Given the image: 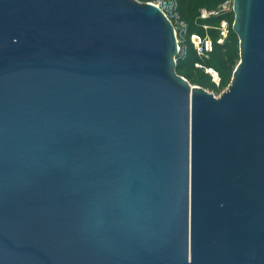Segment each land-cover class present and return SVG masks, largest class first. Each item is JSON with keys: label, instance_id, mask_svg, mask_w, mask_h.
I'll return each mask as SVG.
<instances>
[{"label": "water", "instance_id": "water-1", "mask_svg": "<svg viewBox=\"0 0 264 264\" xmlns=\"http://www.w3.org/2000/svg\"><path fill=\"white\" fill-rule=\"evenodd\" d=\"M215 95L139 0H0V264H264V0H233Z\"/></svg>", "mask_w": 264, "mask_h": 264}, {"label": "trees", "instance_id": "trees-1", "mask_svg": "<svg viewBox=\"0 0 264 264\" xmlns=\"http://www.w3.org/2000/svg\"><path fill=\"white\" fill-rule=\"evenodd\" d=\"M150 1V0H144ZM224 0H177V13L187 26L184 35V49L176 55V72L192 82L212 88L224 89L230 81L233 69L239 59L238 38L232 30L233 11L219 16H212L207 19L198 18L200 7L208 9L216 7ZM221 19H226L229 24L227 37L223 43H217L219 35L216 27ZM201 24H207V34L212 39V50L206 56H199L193 44L189 40L190 33L197 32L205 34ZM200 63L202 66H196ZM205 67L214 68L219 75V82L216 85L211 81V75L205 71ZM193 84V83H192Z\"/></svg>", "mask_w": 264, "mask_h": 264}, {"label": "built area", "instance_id": "built-area-1", "mask_svg": "<svg viewBox=\"0 0 264 264\" xmlns=\"http://www.w3.org/2000/svg\"><path fill=\"white\" fill-rule=\"evenodd\" d=\"M149 2L158 6L162 10V12L168 17L169 21L172 23L178 44V54L184 49L183 41L184 35L187 31V26L186 23L182 19H180V16L177 13V0H151ZM230 11H233V0H224L223 2L219 3L216 7L211 9H208L206 7H200L198 10V18L207 19L212 16L226 14ZM201 25L205 30V34L202 35L197 32L190 33L189 40L193 44V47L195 48V51L199 56H206L212 50L213 43L212 39L206 32L208 25ZM216 29H218L219 32L216 42L221 44L223 43L224 39L227 37L228 34V21L226 19H221ZM195 65L199 67L202 66L200 63H195ZM204 69L207 73L212 76L213 80H215V82L218 84V72L212 67H205ZM214 73L217 75V80L214 79Z\"/></svg>", "mask_w": 264, "mask_h": 264}, {"label": "rangeland", "instance_id": "rangeland-1", "mask_svg": "<svg viewBox=\"0 0 264 264\" xmlns=\"http://www.w3.org/2000/svg\"><path fill=\"white\" fill-rule=\"evenodd\" d=\"M139 1H144V0H139ZM186 79H188V78H186ZM188 81L191 82V83H193V84L199 85L198 83L192 82L190 79H188ZM211 81H213L217 85V83L215 82V80H213V78H211ZM200 86L204 87L205 89H207L210 92L212 91V93L215 94V95H219V93L223 90V89L220 90L218 88L215 89V88H212V87H209V86H204V85H200Z\"/></svg>", "mask_w": 264, "mask_h": 264}, {"label": "bare ground", "instance_id": "bare-ground-1", "mask_svg": "<svg viewBox=\"0 0 264 264\" xmlns=\"http://www.w3.org/2000/svg\"><path fill=\"white\" fill-rule=\"evenodd\" d=\"M213 75H214V79H217V75L215 73Z\"/></svg>", "mask_w": 264, "mask_h": 264}]
</instances>
